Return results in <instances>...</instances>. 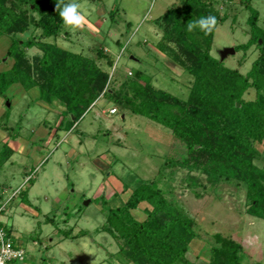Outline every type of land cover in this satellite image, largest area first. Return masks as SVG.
<instances>
[{"label": "rangeland", "instance_id": "1", "mask_svg": "<svg viewBox=\"0 0 264 264\" xmlns=\"http://www.w3.org/2000/svg\"><path fill=\"white\" fill-rule=\"evenodd\" d=\"M66 1L80 6L78 10L86 18L83 27L63 24L58 36L45 40L95 60L108 72L107 88L117 89L126 72L139 69L150 76L154 87L187 99L192 76L157 47L162 37L159 19L183 0ZM200 1L211 2L225 16L214 31L211 55L246 73L260 52L261 38L257 39L259 45L252 44L246 51L238 49L224 56L222 52L250 37V11L243 1L258 12L255 33L264 38V0ZM5 2L20 10L14 0ZM28 12L37 17L36 12ZM39 33L35 30V35ZM7 36L0 35V60L6 57ZM104 47L115 68L105 58L96 57V50ZM40 53L37 47L27 49L29 57ZM15 89L8 91L10 100L1 105L3 110L10 109L9 128L1 126L6 119L1 117L0 133L21 145L8 158L9 144L7 149L0 141V225L25 251L19 264L116 263L118 243L99 228L106 209L122 204L141 180L158 181L192 218L196 237L188 244V261L207 264L209 248L215 244L213 234L220 233L242 245L243 264H264V219L247 212L244 186L223 180L212 185L206 173L177 164L159 171L167 159L186 156L185 147L169 128L108 100L101 96L102 91L67 131L66 121L57 128L63 103L40 101L36 89L27 93ZM253 95V89L244 93L246 98ZM111 108L116 111L110 113ZM257 148V163L264 168V141ZM148 207L142 202L132 213L141 220ZM79 231L83 233L71 237Z\"/></svg>", "mask_w": 264, "mask_h": 264}, {"label": "trees", "instance_id": "2", "mask_svg": "<svg viewBox=\"0 0 264 264\" xmlns=\"http://www.w3.org/2000/svg\"><path fill=\"white\" fill-rule=\"evenodd\" d=\"M5 1L0 0V35L6 34L11 39L5 56L12 64L0 71L2 98L7 99L6 90L14 83L25 90L35 87L40 101L63 103L57 128H62L66 121L64 130H69L103 91L101 96L108 100L169 128L185 147L186 156L167 159L160 172L177 164L206 173L212 185L223 180L244 186L247 212L264 219V168L257 163L260 156L257 144L264 141V38L255 33L258 12L249 2L243 1L250 11L247 17L250 37L246 43L233 47L246 51L252 44L259 45L257 39L261 38L260 52L246 73L227 67L222 59L210 53L214 31L225 19L211 2L183 0L161 16L158 49L192 76L188 97L183 100L154 87L150 76L139 69L126 72L117 89L107 88L108 72L100 69L95 60L45 40L59 35L64 24L60 12L68 5L66 0H14L20 7L18 11ZM28 11L36 12L37 17ZM208 15L217 18L210 33L199 27L188 30V23ZM35 30L40 33L35 35ZM24 33L26 36L22 37ZM31 47H37L41 53L29 57L27 49ZM105 50L98 48L96 57L105 58L112 66L113 58ZM250 89L254 90L253 97H244ZM9 109L10 106L6 107L2 115L6 118L2 127L9 128ZM21 195L24 201L26 190ZM142 202L149 207L145 208V218L138 220L132 210ZM193 223L158 181L141 180L122 204L106 209L99 229L118 243L114 264H194L185 257L189 242L196 237ZM213 237L215 244L209 248L207 264H243V247L239 242L220 233H214Z\"/></svg>", "mask_w": 264, "mask_h": 264}, {"label": "clouds", "instance_id": "3", "mask_svg": "<svg viewBox=\"0 0 264 264\" xmlns=\"http://www.w3.org/2000/svg\"><path fill=\"white\" fill-rule=\"evenodd\" d=\"M79 5L76 3L68 4L60 12V17L65 25L72 26L73 28H82L85 23V16L78 10ZM217 24V18L213 15L201 17L198 21L188 23V30L192 31L194 28L199 27L201 31L206 34L210 33ZM2 264V261H0Z\"/></svg>", "mask_w": 264, "mask_h": 264}, {"label": "built area", "instance_id": "4", "mask_svg": "<svg viewBox=\"0 0 264 264\" xmlns=\"http://www.w3.org/2000/svg\"><path fill=\"white\" fill-rule=\"evenodd\" d=\"M123 46L120 53L124 50ZM120 54H118L117 58ZM115 62L113 68H115ZM130 74V71H128ZM115 108L109 110L110 113H114ZM28 180V179H27ZM3 207L0 206V212ZM25 251L18 243H14L11 236L7 234L6 230L0 225V261L2 264H12L13 261H22L24 258Z\"/></svg>", "mask_w": 264, "mask_h": 264}, {"label": "crops", "instance_id": "5", "mask_svg": "<svg viewBox=\"0 0 264 264\" xmlns=\"http://www.w3.org/2000/svg\"><path fill=\"white\" fill-rule=\"evenodd\" d=\"M7 36V35H6ZM7 38H9V41H7V39H6V44H7V46H8V44H10V42H11V39H10V37L9 36H7ZM8 48V47H7ZM7 48H6V50H7ZM6 53V52H5ZM10 62V63H9ZM8 63V64H7ZM0 71L1 70H3V69H7L8 67H10L11 66V64H12V60H10L9 58H3V59H1L0 60ZM8 65V66H7ZM16 88L15 90L17 91V92H21V93H27V92H29V91H31V90H33V89H36L35 87H33V88H30V89H28V90H25L20 84H18V83H14V84H12L7 90H6V97H7V99H4V98H2L1 96H0V118L2 117V115H3V113H4V110H3V108H2V104L4 103V101L5 100H10V96L8 95V91L11 89V88ZM37 90V89H36ZM10 103V102H9ZM8 103V105H11V104H9ZM68 131V130H67ZM0 141H3V144H9V150H8V155H7V157L8 158H10V156H12L13 155V153H14V151H16V150H18V146L17 145H21V144H19V143H17V141L15 142V140H14V138L13 139H7L6 137H5V135H4V133H0ZM15 143H16V145H15ZM29 180V179H28ZM30 181V180H29ZM28 181V182H29Z\"/></svg>", "mask_w": 264, "mask_h": 264}, {"label": "water", "instance_id": "6", "mask_svg": "<svg viewBox=\"0 0 264 264\" xmlns=\"http://www.w3.org/2000/svg\"><path fill=\"white\" fill-rule=\"evenodd\" d=\"M234 52V48L233 47H228V48H225L222 52V55H226L228 53H233ZM8 106V103L6 104Z\"/></svg>", "mask_w": 264, "mask_h": 264}]
</instances>
